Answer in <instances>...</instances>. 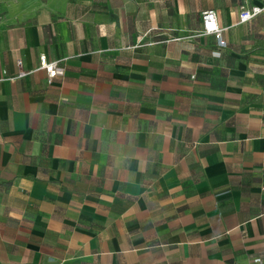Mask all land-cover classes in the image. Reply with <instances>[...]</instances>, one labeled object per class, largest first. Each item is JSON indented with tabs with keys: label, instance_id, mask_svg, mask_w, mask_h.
<instances>
[{
	"label": "crops",
	"instance_id": "1",
	"mask_svg": "<svg viewBox=\"0 0 264 264\" xmlns=\"http://www.w3.org/2000/svg\"><path fill=\"white\" fill-rule=\"evenodd\" d=\"M245 1L264 5L0 0V264H264V15L241 23ZM42 54L65 59L52 83Z\"/></svg>",
	"mask_w": 264,
	"mask_h": 264
},
{
	"label": "built area",
	"instance_id": "2",
	"mask_svg": "<svg viewBox=\"0 0 264 264\" xmlns=\"http://www.w3.org/2000/svg\"><path fill=\"white\" fill-rule=\"evenodd\" d=\"M260 15H264V5H251L249 2L245 1L240 5L239 11V21L241 23H246L257 18ZM202 22H203V32L206 34H214L220 45H226L227 42L223 38V28L219 23V15L215 9H207L202 13ZM180 37L172 38L179 39ZM171 40V39H168ZM41 68L47 71L48 82L52 83L55 78L64 75L65 73V59L60 60H49L45 54H42L40 57ZM18 64L22 67V61L19 60ZM29 72L21 70L18 74V77H24ZM264 189V187H263ZM256 264L262 263V258L257 257L254 259ZM234 264H241L240 262Z\"/></svg>",
	"mask_w": 264,
	"mask_h": 264
}]
</instances>
